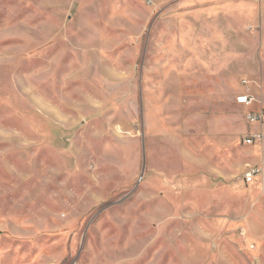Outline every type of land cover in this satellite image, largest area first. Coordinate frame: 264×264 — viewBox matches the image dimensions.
<instances>
[{"label":"rangeland","instance_id":"rangeland-1","mask_svg":"<svg viewBox=\"0 0 264 264\" xmlns=\"http://www.w3.org/2000/svg\"><path fill=\"white\" fill-rule=\"evenodd\" d=\"M171 2L0 0V264H264V59L199 106L150 37Z\"/></svg>","mask_w":264,"mask_h":264},{"label":"crops","instance_id":"crops-1","mask_svg":"<svg viewBox=\"0 0 264 264\" xmlns=\"http://www.w3.org/2000/svg\"><path fill=\"white\" fill-rule=\"evenodd\" d=\"M172 1L167 6L165 37L159 35L162 23L159 15L152 23L150 37L153 41L164 39L162 43L166 42L167 51L163 56L167 59L169 85L176 84L184 93H193L195 102L202 106L211 85L215 91L223 89L218 77H222L224 59H264V2ZM155 30L159 31V37ZM159 55L160 52L156 54ZM205 61H215V74L208 70Z\"/></svg>","mask_w":264,"mask_h":264},{"label":"built area","instance_id":"built-area-1","mask_svg":"<svg viewBox=\"0 0 264 264\" xmlns=\"http://www.w3.org/2000/svg\"><path fill=\"white\" fill-rule=\"evenodd\" d=\"M238 100L248 106H253L257 101L256 97L250 93L240 94ZM246 120L250 124H259V128L254 132L251 131L243 137L246 144H255L264 140V107L258 110L251 109L246 113ZM263 168L258 166H249L244 173V180L247 183H253L258 177L262 175Z\"/></svg>","mask_w":264,"mask_h":264}]
</instances>
